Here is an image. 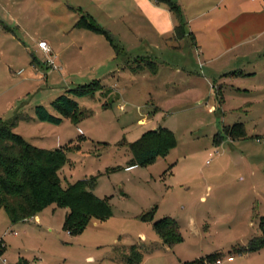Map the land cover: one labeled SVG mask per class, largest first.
<instances>
[{
    "label": "rangeland",
    "instance_id": "obj_1",
    "mask_svg": "<svg viewBox=\"0 0 264 264\" xmlns=\"http://www.w3.org/2000/svg\"><path fill=\"white\" fill-rule=\"evenodd\" d=\"M117 1L105 0L101 8L109 12ZM91 3L0 0V117L9 121L18 118L16 132L41 148L56 149L78 141L81 149L69 154L62 170L63 184L97 178L94 193L109 201L113 214L105 220L92 219L82 233L73 235L64 229L65 208L50 206L17 224L1 210L3 258L10 264H126L117 259L123 260L129 246L140 244L142 250L151 251L142 264H184L246 246L260 234L258 220L244 214L247 175L237 166L233 147L216 146L214 135L232 120L245 119L247 108L222 113L216 107V92L200 103L191 93H178L173 78L153 77L147 69L132 71L127 78L132 88L124 81L127 89L122 84L94 96L70 95L88 111V117L78 123L69 118L60 125L26 121L35 117L37 106L51 111V102L60 95L98 78L96 69L102 61L91 69L87 65L91 61L78 47L66 49L67 43L92 39L115 50L105 35L74 27L78 19L69 7L93 9ZM99 20L100 25L108 26L122 50L126 43L132 57L143 54L141 31L133 29L134 33L128 34L106 15H100ZM42 39L59 45L57 51L37 52L34 45ZM53 54L58 56L61 70L47 67V57ZM165 55L166 61L174 62L178 54ZM112 61L109 58L108 65H113ZM260 113L256 109L252 118ZM160 126L174 132L177 145L149 163L133 165L129 144ZM253 126L248 122V128ZM151 211L155 221L175 219L183 241L173 248L165 246L151 221L144 219ZM231 261L225 258L218 264H244L243 259ZM0 264L5 263L0 260Z\"/></svg>",
    "mask_w": 264,
    "mask_h": 264
},
{
    "label": "crops",
    "instance_id": "obj_2",
    "mask_svg": "<svg viewBox=\"0 0 264 264\" xmlns=\"http://www.w3.org/2000/svg\"><path fill=\"white\" fill-rule=\"evenodd\" d=\"M90 1L93 9L90 6L78 9L69 7L75 18L80 19L79 9L92 16L97 23L100 21V15H106L121 28H125L128 34L132 31L134 33L133 29L141 31L142 45L145 49L143 54L132 57L130 47L126 46V43H123L124 50L121 55L92 39L67 43L66 49L78 47L80 54L91 61L87 64L91 69L102 61L96 69V73H100L97 74L96 80L100 81L104 90L121 87L122 84L125 85L123 88H126L127 84L132 88L127 79L132 75V71L150 69L152 73L149 74L153 77L161 75L169 81L173 78L178 93H191L195 100H201L200 103L216 92L219 96L216 107L223 110L222 113L224 110L236 111L247 108L245 119L232 120L233 122L223 127L224 132L225 129L241 123L245 127L246 137L243 139L226 137L220 144L214 140V144L232 146L238 156L237 166L247 175L243 188V200L246 202L244 214L254 216L257 220L258 217L264 216V0H172L182 9L187 28L184 39L176 38L175 27L178 21L170 8L159 0H118L109 12L101 8L105 0ZM107 27L103 28L111 33ZM48 44L51 53L57 51L59 45L53 42ZM37 45H34L35 50L43 52ZM184 45L188 52L184 50ZM168 52L178 54L174 57V62L166 61L165 53ZM12 58L17 60V56ZM109 58L115 60L112 61L113 65H108ZM1 61L0 58V63ZM36 66L35 62L34 67ZM2 68L5 69L3 64ZM10 70L12 72L11 68ZM116 81L117 83L113 84ZM256 109H260L262 113L254 119L252 114ZM51 112L55 113L52 109ZM26 121L37 122L36 112L35 117L26 118ZM248 122L254 126L248 128ZM223 132L218 131L214 138ZM27 140L32 143L31 140ZM67 212L68 210L65 217ZM137 246L142 247L140 244ZM5 249L4 246L3 250ZM118 249L119 247L115 248L117 253ZM228 259L232 260L231 262L243 259L244 264H264V249ZM117 260L124 261L120 258ZM23 264L28 262L24 261Z\"/></svg>",
    "mask_w": 264,
    "mask_h": 264
},
{
    "label": "trees",
    "instance_id": "obj_3",
    "mask_svg": "<svg viewBox=\"0 0 264 264\" xmlns=\"http://www.w3.org/2000/svg\"><path fill=\"white\" fill-rule=\"evenodd\" d=\"M165 3L174 14L178 25L175 27V36L184 39L187 35L186 23L183 20L181 7L172 0H159ZM80 12L77 28L88 29L105 35L113 45L116 54L121 55L122 48L114 36L100 26L89 14ZM104 87L99 80L83 84L70 89L51 103V112L46 106L36 107V117L42 122L60 125L65 118L74 123L88 117V111L81 109L74 96H94L103 93ZM18 118L4 120L0 117V211L5 210L12 223L27 221L45 210L56 206L68 210L64 229L73 235L82 233L92 219L105 220L112 216V207L107 199L98 197L94 193L97 178H85L74 183L63 184L62 170L69 162V154L81 149L80 143L71 141L64 147L56 149L40 148L15 131ZM243 139L246 137L245 127L237 123L225 129L214 140L220 144L223 139ZM177 145V139L172 130L159 127L150 130L143 137L129 144V151L134 160L133 165L146 164L171 150ZM144 219L151 221L153 228L165 246L173 248L183 241L179 223L165 217L154 220V211L145 215ZM260 234L250 239L246 246L233 248L228 253L216 252L184 264H218L225 258L257 253L264 249V216L258 217ZM145 251L137 245L130 247L128 254L123 256L126 264H142Z\"/></svg>",
    "mask_w": 264,
    "mask_h": 264
},
{
    "label": "built area",
    "instance_id": "obj_4",
    "mask_svg": "<svg viewBox=\"0 0 264 264\" xmlns=\"http://www.w3.org/2000/svg\"><path fill=\"white\" fill-rule=\"evenodd\" d=\"M38 48L40 50H42L45 54H49L51 53V47L48 44V42L46 41H39L38 42ZM58 56L57 55H49L47 57V67L50 68L51 71H58L61 70L62 68L57 64L56 60H57ZM15 235H17V232H15ZM3 248L4 245L0 243V260H2L5 264H10L9 261L6 258H3Z\"/></svg>",
    "mask_w": 264,
    "mask_h": 264
}]
</instances>
